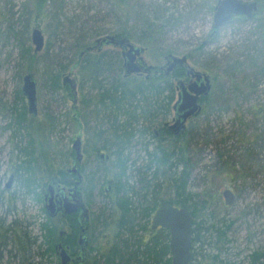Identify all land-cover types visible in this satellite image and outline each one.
<instances>
[{"label":"rangeland","instance_id":"rangeland-1","mask_svg":"<svg viewBox=\"0 0 264 264\" xmlns=\"http://www.w3.org/2000/svg\"><path fill=\"white\" fill-rule=\"evenodd\" d=\"M35 1L0 0V264H53V259L42 256L41 251V226L45 223L42 197L32 196L34 189L25 184L30 181L31 185L45 187L48 175L47 166L40 163L43 157L52 160V171L67 168L69 141H74L85 124L73 107L78 104L80 109L81 100L90 93L80 55L89 54L85 49L95 46L97 39L115 37L124 27L129 28L132 46L148 48L143 56L146 67L162 66L165 56H185L187 66L210 77L212 111L202 112L203 104L201 113L186 123L184 132L194 161L188 192L206 201L203 214L207 225L214 221L233 224L227 234L228 251L221 260L248 264L252 252L264 251V0H243L257 4L255 17L217 31L212 18L218 0H124L123 5L119 0H49L39 18L35 16ZM163 24L168 25L156 28ZM34 29L43 36V47L37 53L31 40ZM147 29L154 33H146ZM143 33L152 37L145 38ZM100 51L107 57L120 58L122 53L113 45ZM70 72L77 82L76 104L68 95L69 87L62 84ZM58 73L60 85L54 89L50 82ZM124 74L123 69L121 77ZM26 75H32L36 84L38 113L34 118L27 113L22 94ZM171 122L170 117H158L155 124ZM155 127L147 136L135 137L125 153L130 161L126 177L137 193L142 175L135 169L143 171L148 165L145 148L149 144L151 153L158 144L152 138ZM25 150L32 155H26ZM29 157L39 165L35 163L34 171L25 172ZM84 158L87 182L83 193L93 226L87 254L88 264H92L117 244L120 211L115 206L118 195L105 193L116 173L114 158L101 166L88 156ZM18 159L23 161L24 172L17 175L12 193L5 190V184L11 173L8 168L16 166ZM98 167L104 181L93 178ZM164 184L159 193L161 206L173 198L171 184ZM226 190L235 196L233 205L227 206L224 201ZM201 216L196 221L201 222ZM55 225L57 232L67 231L65 222ZM143 236L139 232L137 239L144 242ZM219 248L206 246L204 255L213 258ZM210 259L200 258L197 263L210 264Z\"/></svg>","mask_w":264,"mask_h":264},{"label":"trees","instance_id":"trees-1","mask_svg":"<svg viewBox=\"0 0 264 264\" xmlns=\"http://www.w3.org/2000/svg\"><path fill=\"white\" fill-rule=\"evenodd\" d=\"M48 1L49 0L35 1L36 17L40 15V13H43ZM120 1L122 2L120 5H123L124 0H119V2ZM166 25L168 24H163L156 28L161 29ZM145 32L149 34L154 33L149 29L145 30ZM146 33H143L142 36L145 38L152 37L151 35L148 36ZM115 37L118 40L132 38L128 27H124L122 32L116 34ZM78 49L81 48L79 47ZM23 54L24 57L27 55L25 50ZM107 55L108 54H95L92 56L87 54L82 59V63L84 64L83 68L87 70V74L89 75L90 81H88V84L91 90H96L97 92L88 98V102H90L92 98L96 99L95 103H93L95 112L99 114H105L104 112L108 114L109 112L114 113V120L112 121L114 125L119 124L117 123V121H119L118 117H126L121 121L122 124H120L122 125L123 139H117V142L124 146L121 149L117 147L115 150L111 148L105 149L111 151L112 157L114 158L113 164L116 173L111 177V186L112 193L115 194V196L118 195L115 206L116 209L120 211L118 226L122 232L119 230L117 234V244L114 245L108 253L101 254L98 259L95 258L92 264H171L172 259L170 258V248L168 247L170 234L168 230L152 233L149 235L150 237L148 240L144 242L137 239L139 232L144 233V236L150 234L148 226L153 218L154 212L161 207L159 193L166 182L171 184L170 187L172 188L173 198L165 204L183 209L186 208L193 217V239L191 244L193 259L191 264H199L197 261L200 258H211L210 264H232L229 263L228 260H221L220 256L228 251L226 249V246L229 244L227 234L233 224L229 223V225H227L223 221L215 222L213 220L214 223L207 225L208 220L205 219L207 216L203 214L207 209L206 201L203 200L201 195H195L194 197L193 194L188 192L194 161L193 157L190 156L191 151L188 148L187 141L184 140L186 134L175 138L171 137L164 143L162 141L158 142L154 134H152V138L156 139L158 144L151 153L148 152L149 144L148 146L146 145L145 153H147L149 159L148 165L143 171L141 169H135L138 175H142L139 182L141 186L140 191L137 193L135 188L129 185V178H127L126 175L130 169V161L125 153L127 151L129 152L131 141L139 132L141 133L139 136L140 138L150 133L149 128H146L144 124L148 126L158 115L162 113L167 115L169 113V107L175 101L174 85L171 82L169 88H163L152 81L146 82L142 80L134 81L135 79H121V73L123 71L121 59L117 55H114V57H107ZM29 57L30 56H28V60L30 59ZM175 77L179 78L181 75L177 74ZM58 79L59 73L51 79L50 83L52 88H59L60 84ZM165 89H171L166 109L160 104L158 105L157 99V96L164 92ZM68 95L71 96L70 92ZM211 99L212 95L202 98L201 106L206 104L202 112H205V110L212 111V107L210 106ZM127 106H134L133 112L129 111ZM23 115L24 113L21 117ZM140 118L143 120V124H141L140 129L137 130L140 125ZM129 120H132L135 124L131 126ZM53 124L54 122L52 121V127ZM25 128L27 129V127ZM181 143L182 145H179ZM172 144L173 146L169 147ZM33 150L34 149H32V151ZM25 154L28 156L32 155L28 150H25ZM131 167L135 168L134 165H131ZM59 173L58 171L57 174ZM150 175L151 177L148 181L147 177ZM104 178L103 176V181ZM128 212L130 214H128ZM199 216H201V222L196 221ZM137 217L142 219L143 223L137 222ZM41 235V249L43 247V250H41L42 256L45 255L48 259H53V264H60L54 256L53 244L60 241L63 242L64 246H76L73 236L68 235L65 241V237H59L57 230L50 227H45ZM213 239L215 240L214 242ZM20 241L19 243L22 244L23 239ZM0 246L3 245L0 244ZM206 246H214V248H219V246L222 247L219 248L218 254L212 258L210 255H204ZM22 248L24 249L25 247L22 246ZM248 262V264H264V251L252 252ZM50 263H52V261H50Z\"/></svg>","mask_w":264,"mask_h":264},{"label":"flooded vegetation","instance_id":"flooded-vegetation-1","mask_svg":"<svg viewBox=\"0 0 264 264\" xmlns=\"http://www.w3.org/2000/svg\"><path fill=\"white\" fill-rule=\"evenodd\" d=\"M239 1H241L245 4H249L243 0H239ZM218 2H219V0H218ZM218 2H217V4H218ZM252 3H255V2H252ZM256 6H257V4H256ZM215 7H214V9H215ZM214 13H215V11H214ZM255 15L252 18H254ZM251 19H248L245 16L233 17L232 19H230V22L226 25H231V23L246 22V21L251 20ZM215 33H217V32H215ZM116 40L121 41L118 39H116ZM128 41L130 43V40H128ZM89 48H92V50L89 51L88 50ZM118 48L121 49L122 53H121L120 58L122 59L123 54L126 53L128 50L127 49L124 50L122 47H118ZM142 49H143L142 54L140 56H137L136 62H135L138 65V67L141 68L140 73H137V75H131V76L126 75V70L124 69V61L125 60L123 58L122 59V63H123L122 69L125 70V74L122 75L121 79H125V80L126 79H135L134 81H137V80L141 81L142 80V81H146V82L152 81L155 84L157 83V85L159 84L163 88H166V87L169 88L170 83L171 82L173 83L175 101L170 105L169 113L167 115H165L164 113L158 115L156 118L153 119V122L151 124L149 123L148 126L146 124H144V126L146 128H149V130L152 127L156 126L154 128L155 132L153 134L156 137L158 142L162 141L164 143L171 137L175 138V137H179V136L183 135L180 133L178 136H176V134H174L172 131H170V128L175 122L174 117L172 115L174 114L173 107L176 104V102L178 101L179 90L177 88V83L180 80H182L184 82V87H187V85L190 84V81L192 80V78L187 77V73L190 70V67L187 65L177 66L172 72H169V61L171 60L170 56H165L164 57V64H162V66H159L158 68H155L153 66H147L146 67V64L143 60V56L146 54V50L148 48L147 49L142 48ZM98 50L99 49L96 46L88 47L85 49L84 53L90 54V52L98 51ZM99 54H101L100 50L98 51L97 55H99ZM81 57L84 58V55ZM86 72H87V70H86ZM177 74L178 75L180 74L181 77H179V78L175 77ZM87 76H88V78H87V82H88V81H90V78H89L88 74H87ZM89 92L91 94L93 93V95L95 93H97L96 90L95 91L91 90V88H90ZM90 93L87 96H85L86 98L84 97L81 100L80 105H79L80 109L79 108L77 109L78 104L76 107H73V109L75 108V110L78 111L77 116L81 115L80 120L83 121L85 124H83L81 126L82 131L79 132V135L75 136L74 141L72 143H71V141H69L70 148H68V151H67V168L65 170H59L60 173L57 174L58 171L57 172L52 171L50 168V166L52 165L51 164L52 160L50 158L43 157V159H40V163H44L47 166V168L46 169L44 168V169L46 170L47 175H48L47 183L44 184L45 187L40 188L39 185H36V184L31 185L30 181H26V184H25L26 186H30L32 189H34L32 196H34L37 199L39 198V196L42 197V211H43L44 216H45V223H43L41 226L42 231L45 230V227H50L52 229L58 230V227L55 225V222H57V221L65 222L67 225V231H64V230L58 231L59 237H61V238L65 237V241H66L67 236L71 235L75 239L76 246H74V247H70L68 245L64 246L63 242H60V241L57 242L56 244H53L54 256L58 258L56 247L58 244H60L63 246V248H65V250L67 251V254L72 259H75L78 256V252L80 251V248L78 246V241H79L80 235L82 234L83 229H86L84 235L87 239V245H86V249H85V251H86L85 259H87L86 260L87 264H88L87 250L89 248V245H90V242H91V239L93 236L92 235L93 234V226H92V223H91V220L89 217V210L87 208V202H86V199L84 198V193H83L85 183L87 182L86 170L84 167V159H85L84 156L85 157L88 156V158H90L91 160H96L97 166H101V165H104L105 162H109L113 158L111 151H110V153L107 152V154H105L103 152L108 151L105 149L111 148L112 150H115V149H117V147L118 148L120 147V149H121L124 146V145L119 144V142H117V139H123L122 125H120V124H122L121 121H123L126 118L125 116L118 117L119 121H117V123H119V124L114 125V124H112V121L114 120V115H115L114 113L109 112L110 115L106 112H104L105 114L96 113L95 109H94V104L91 101L88 102L89 96H93V95H90ZM170 93H171V89H167V90L165 89L164 92L160 93L157 96L158 105L160 104L164 109L167 108V102L169 101V97H170L169 94ZM71 97H72V95H71ZM202 98H204V97H202ZM201 101H202V99L200 100V104H201ZM127 107H128L129 111L133 112L134 106L133 107L127 106ZM27 113H28V109H27ZM35 116H37V114ZM35 116L32 115L33 118ZM75 116H74V120H76ZM158 117H162L163 119L170 117L172 122H171V124L165 123L162 125H157V123L155 124V121L157 120ZM129 124H131V126H133L135 123H133L132 120H129ZM141 124H143V120L140 118V125H139V128L137 130L140 129ZM140 135H141V133L139 132V134H137L135 137L139 138ZM77 137H80V153H81V160L80 161H77L76 152L73 149V145H74V142L77 139ZM22 150H19V153L23 154ZM26 160H27L26 165L23 168L25 170V172L34 171V167H35L34 164L35 163L37 166L39 165V161L35 160L34 158L29 157ZM22 162L23 161L20 162V160L18 159L16 166L12 164L8 168L11 173L9 174L10 176L8 177L7 182L5 184V190L6 191H11L12 193H15L14 184L17 180L16 179L17 175L24 172V171H22ZM20 163H21V165H20ZM99 168H101V167H98L96 169V171L94 172V175H93V178L96 177L97 181L102 179V174H103L102 171L100 172ZM35 169H36V167H35ZM59 175H60V177H59ZM102 180H101V182H103ZM90 182L91 181H88V183H90ZM111 182H112V180L108 181L107 187L105 190V193L108 196L112 194ZM53 183H55V185H52ZM51 185H52V187H51ZM50 187H51V189L49 191ZM90 189L92 190V186H90ZM93 189H94V187H93ZM2 192H0V194ZM50 192H51L52 202L55 205L53 212L51 210L46 209V206L48 205L47 196L50 195ZM71 197H73L76 200L79 199L82 202V206H84L87 209V216H86L88 218L87 221L84 218L81 219V215L83 213L82 209H77L75 212H73L71 214L65 213V208H64L65 200L69 201L71 204L74 203V201ZM155 212H154V214H155ZM128 214H130V213L128 212ZM153 218H152V221H153ZM152 221H151L150 226H148L150 229V234L143 237L145 239L144 241H147L148 238L150 237L149 235H151L152 233L154 234L156 232H162V231L166 230V229L164 230L162 228H158L156 230H153L151 228ZM0 223H1V221H0ZM80 223H81V225H80ZM1 226H3V221L1 223ZM8 230H10V229H8ZM13 232H15V231H13ZM13 241H14V239H13ZM28 245L30 246V243ZM21 248H22V246H21ZM69 264H73V263H69Z\"/></svg>","mask_w":264,"mask_h":264},{"label":"water","instance_id":"water-1","mask_svg":"<svg viewBox=\"0 0 264 264\" xmlns=\"http://www.w3.org/2000/svg\"><path fill=\"white\" fill-rule=\"evenodd\" d=\"M214 11L213 29L217 31L224 25L228 24L230 19L233 17L245 16L248 19H251L256 14L258 9L256 3L245 4L239 0H219ZM31 40L35 47V53L41 51L43 47V36L40 30L34 29L32 31ZM108 45L122 47L124 50H128L123 54L126 75L131 76L140 73L141 68H139L135 62L137 56L142 54L143 49L132 46L127 39L117 41L115 37H105L95 41V46L98 47L99 50ZM88 50L91 51L92 48H89ZM184 65H187V58L185 56L181 58L171 57V60L169 61V72H172L177 66ZM187 77L192 78L190 84H188L187 87H184V82L182 80L177 83V88L179 90L178 101L173 107L175 122L170 128V131L176 134V136H178L180 133L184 134L186 131V123L192 117L198 116L201 113L202 108L200 105V100L202 97L209 96L212 90L210 77L206 76L205 74L196 72L193 68H190L187 73ZM22 82V94L27 101L28 113L35 116L37 114V103L36 84L34 78L32 75H26ZM62 84L63 86L67 85L69 87V92L72 95L73 103L76 104L77 82L75 78L72 77L71 72L63 78ZM73 149L76 152L77 161H80V137H77L75 140ZM52 185H55V183ZM51 187L49 188V191ZM223 197L227 206L234 204L235 196L230 190L224 191ZM71 198L74 201L72 204L65 200V213L71 214L77 209H82L83 213L81 215V219L84 218L87 221V209L82 206V202L79 199L76 200L73 197ZM47 200L48 205L46 206V209L53 212L55 205L52 202L51 192L50 195L47 196ZM153 217L154 218L151 226L153 230L162 228L169 231L170 240L168 247L170 248V258L172 259L171 264H191L193 259L191 247L193 239V217L190 212L186 208L183 209L173 207L169 204H164L155 212ZM85 230L86 229H83V232L80 235L78 241L80 251L78 252V256L75 259H72L67 254V251L62 245H57L56 251L60 264H87V259H85V249L87 245V239L84 235Z\"/></svg>","mask_w":264,"mask_h":264}]
</instances>
